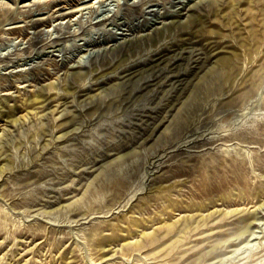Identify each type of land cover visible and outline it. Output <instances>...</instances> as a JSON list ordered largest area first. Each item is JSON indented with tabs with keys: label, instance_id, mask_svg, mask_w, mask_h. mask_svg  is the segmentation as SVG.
I'll return each instance as SVG.
<instances>
[{
	"label": "rangeland",
	"instance_id": "1",
	"mask_svg": "<svg viewBox=\"0 0 264 264\" xmlns=\"http://www.w3.org/2000/svg\"><path fill=\"white\" fill-rule=\"evenodd\" d=\"M263 204L264 0H0V264H264Z\"/></svg>",
	"mask_w": 264,
	"mask_h": 264
},
{
	"label": "bare ground",
	"instance_id": "2",
	"mask_svg": "<svg viewBox=\"0 0 264 264\" xmlns=\"http://www.w3.org/2000/svg\"><path fill=\"white\" fill-rule=\"evenodd\" d=\"M70 21H71V20H70ZM50 30H51V29H50ZM163 37H164V33H163V32H159V38H160V39H163ZM155 42H157V39L155 40ZM90 52H91V51H90ZM90 52H88V54H85V56H84L85 58H84V59L82 58V59L79 61L78 65H79L80 67H85V68H86V66H87V64H86V59L90 57V55H91ZM19 72H21V71H19ZM82 77H83L82 75L79 76V78H82ZM250 110H252V109H250ZM141 188H142V186L138 187V189L135 190V191L132 193L129 202H130L134 197H136V196L140 193ZM129 202H128V203H129ZM263 206H264V204H263ZM255 218H256V217H255ZM258 218L261 219L260 217H258ZM259 219H258V220H259ZM263 220H264V219H263ZM263 220H261V221H263ZM256 221H257V220H256ZM256 221H255V222H256ZM261 221H260V222H261ZM255 222H254V223H255ZM263 222H264V221H263ZM263 222H262V223H263ZM257 223H258V222H257ZM257 223H256V224H257ZM251 224H252V222H251ZM259 224H261V223H259ZM253 225H254V224H252V227H253ZM258 226H259V225H258ZM248 228H249V227H248ZM248 228H247V229H248ZM255 229H256V228H255ZM253 230H254V229H253ZM253 230H252V231H253ZM256 230H257V229H256ZM248 231H251V230L248 229ZM257 232H258V231H257ZM257 232H255V233L257 234ZM251 233H252V232H251ZM251 235H253V233H252ZM242 243H243V242H242ZM245 243L247 244V240H246ZM243 244H244V243H243ZM246 244H244V245H246ZM251 244H252V243H251ZM239 245H240V244H239ZM248 245H249V243H248ZM254 245H256V244H254ZM254 245H251V246H254ZM238 248H240V247H238ZM231 252H232V251H231ZM233 252H234V251H233ZM233 252H232V253H233ZM227 253H228V252H227ZM227 253H226V254H227ZM229 254H230V253H228V256H226V258L223 257V259L221 258L220 260H219V259H217V260H219V262H220V261L222 262V261L225 260V259L227 260V259H229L230 257H232V256L229 257ZM232 255H234V254H232ZM222 256H223V255H222ZM213 262H214V261H213ZM215 262H216V261H215ZM221 262H220V263H221ZM223 262H225V261H223ZM223 262H222V263H223Z\"/></svg>",
	"mask_w": 264,
	"mask_h": 264
}]
</instances>
